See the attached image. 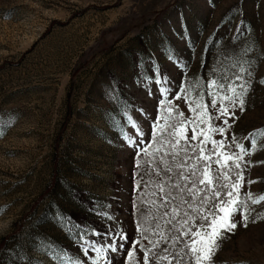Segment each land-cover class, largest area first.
<instances>
[{
  "label": "rangeland",
  "instance_id": "1",
  "mask_svg": "<svg viewBox=\"0 0 264 264\" xmlns=\"http://www.w3.org/2000/svg\"><path fill=\"white\" fill-rule=\"evenodd\" d=\"M240 65L252 74L224 126L233 151L264 132V0H0V264H58L64 251L92 264L82 231L113 227L127 240L109 264H140L129 252L157 223L144 172L158 109L160 125L177 106L187 119L184 97ZM261 145L241 162V199L264 196ZM247 209L208 264H264V200Z\"/></svg>",
  "mask_w": 264,
  "mask_h": 264
},
{
  "label": "snow or ice",
  "instance_id": "2",
  "mask_svg": "<svg viewBox=\"0 0 264 264\" xmlns=\"http://www.w3.org/2000/svg\"><path fill=\"white\" fill-rule=\"evenodd\" d=\"M246 71L240 65L231 75L225 72L220 77L207 80L206 93L199 91L192 100L185 96L190 113L187 119L177 106L176 116L171 118L174 122L165 118V123L160 125L158 109V118L152 128L157 133L153 139L159 146L151 153L152 167L144 172L148 177L146 185H152L148 193L152 199L146 211L152 213L157 223L150 235L143 237L147 245L140 240L135 241L140 248L129 252V256L135 251L143 253L140 264H173V261L175 264H208L221 234L237 226L233 217L240 213L241 220L247 219V201L257 204L264 200V196L253 199L250 192H246L243 199L239 195L244 183L241 162L244 156L256 150L257 137H264V132L250 133L246 137L249 146L246 148L236 143L233 151L235 136L228 140L224 127L228 125V118L234 116L235 108H243L249 87ZM251 74L247 71L248 76ZM209 108L213 111L209 112ZM165 111L172 113L173 109L167 107ZM213 120L219 123L213 124ZM189 130L191 136L188 135ZM216 135L221 139H215ZM208 145L210 147H206ZM137 147L146 151L138 141ZM251 183L253 181L249 180L248 184ZM137 189L140 190L139 185ZM138 228L147 231L143 221ZM92 231L101 239L85 240L83 236L89 233L82 231L81 252L84 256L89 252L95 253L92 264H100V258L109 264L110 258L106 254L117 251V241L123 247L127 236L115 227L107 233ZM185 256H188V261H185ZM55 259L58 264H83L77 258L69 257L66 251L57 252Z\"/></svg>",
  "mask_w": 264,
  "mask_h": 264
}]
</instances>
